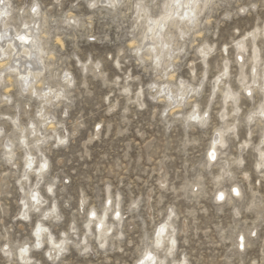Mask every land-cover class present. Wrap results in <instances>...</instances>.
I'll use <instances>...</instances> for the list:
<instances>
[{
	"label": "rangeland",
	"instance_id": "1",
	"mask_svg": "<svg viewBox=\"0 0 264 264\" xmlns=\"http://www.w3.org/2000/svg\"><path fill=\"white\" fill-rule=\"evenodd\" d=\"M0 1L9 29L41 34L35 85L53 90L0 81V264H264V0H212L183 33L169 22L160 61L144 38L170 0ZM249 33L258 58L237 45Z\"/></svg>",
	"mask_w": 264,
	"mask_h": 264
},
{
	"label": "bare ground",
	"instance_id": "2",
	"mask_svg": "<svg viewBox=\"0 0 264 264\" xmlns=\"http://www.w3.org/2000/svg\"><path fill=\"white\" fill-rule=\"evenodd\" d=\"M120 1L121 0H117V3H119ZM108 2L114 8L116 7V4H117L116 0H108ZM211 2H212V0H170V2L167 3L165 13L159 19H153V18L148 19L149 30L146 32V34L144 33L145 34L144 44L146 41H148L150 44V45H148L150 47L149 55L155 57L156 60L160 61L161 60V57H160L161 52H164L165 50H167V51H169V53H171V51H173V49H171L168 42L165 41L166 37L168 39V38H171V35H172L170 33H167V25L169 24V22L172 23V26L174 24V26L183 33L184 31L177 24L178 21H184L183 25L186 26V28L188 25L190 27L197 25L198 20H199V16L204 12L205 9H207V6L210 5ZM143 10L144 9L142 7V8H140L139 12H142ZM10 12H11V9L9 8V5L3 2V4L0 7V59L2 58L3 61H7V63H5L6 65L5 64L4 65L6 67H8V72L5 76L3 74L0 75V81H6L7 78L10 81L11 78L14 75H16L21 80V87H22V90L24 92H28L30 94H33L35 92V94H37V96H38V98H40V100H44L47 103H49L51 101V98L49 97V95L53 94L52 88L49 87L47 89L48 90L47 93L39 94L37 91V87H36L37 83L40 86L44 85L43 84L44 81L43 80L39 81V79H41L43 77V72L45 71L44 70L45 67L44 68L42 66L37 67L35 65L36 66V68H35V66L33 67V65H32L38 61H39V65H40V62H44L45 54H47V53H45L44 48H42V46H41L42 36L39 33H35V30H36L35 27L34 28L26 27V29L24 31L19 32V33L12 30V29H9L8 25H6L5 22H6V20H8L9 15L11 14ZM2 30H4V31H2ZM21 37L23 39H21ZM247 37H250L251 41L254 43L255 51L253 52V54H254L255 58H258L259 48L256 45L257 44L256 43L257 35H255V33H249L247 36L244 37L243 41L239 42L237 45L239 46V48L246 49L247 48V45H246ZM242 51H245V50H242ZM207 54H208L207 52H203L204 57H206ZM263 80H264V76H263ZM64 82L71 84L72 80L65 78ZM261 89H264V84H263V86H261ZM248 90H251V89L248 88L247 91ZM59 91L61 92V90H59ZM167 92L169 93L168 97L170 100L175 101L176 99L179 98L181 102L183 100H185V96L188 94L187 90H184V93L181 92L182 94H180V96L178 94H174L173 91H170V89L167 90ZM263 94H264V91H263ZM60 95L61 94L54 92V98H59ZM231 97L233 99H235V96H231ZM181 102H180V104H181ZM195 108H196V111L191 113V115L188 119H192L193 117H196V119H194V121H198L201 118V116L199 115L200 113L197 112V109L199 108L198 105H195ZM262 112H264L263 107L261 108L260 113H262ZM263 139H264V135H263ZM213 143H212L213 144L212 149L210 150L211 152H210V154L208 153L209 154L208 163H212L213 161H216V157L218 155L217 145L218 144L219 145H225L226 144L224 135L222 133H220L218 135V138H216V140L213 141ZM261 146H263V145L261 144ZM258 151H260V157L263 158L264 155H262V154H264V151L263 150H258ZM12 154H13L12 152L9 153V155H12ZM213 155L215 156V159L212 158ZM42 162H43L42 167L39 166V168H37L35 170L36 173L40 172V174H41V172L44 171L45 165H46V169L48 168L46 160L43 159ZM33 165H34V158L31 156V154H28L26 166L29 167L30 169H32ZM235 190H238V187H236ZM35 192H34V195H36L37 200H39V202H40V198H39L40 196ZM238 192L240 195V191H238ZM221 195H223V197H224V193H220L218 195V198H220ZM234 195H236L235 191H234ZM236 197H238V195H236ZM34 202L37 203L36 200H34ZM37 228L40 230L39 233L38 232L36 233L37 235H40V233H43V231L45 230V228L43 226H39ZM161 229H163V232H161ZM161 229L159 231L160 237L162 240H164V239L168 240V242L171 244L169 250L172 252V250L174 249L175 243H176L175 238H174L173 234L168 231V225L165 224ZM100 234H101V236L105 235V231H104L103 227L101 229ZM106 234H108V233H106ZM242 238H243V240H240V243H242V245H244V237H242ZM240 239H241V237H240ZM167 240H166V242H167ZM147 253L148 252H146V254ZM27 255H28V250L26 249V251H23V253H22V257H23L24 261L27 259V257H28ZM154 257H156V256L155 255L153 256L152 254H147L145 256L143 264H155ZM29 260L30 259H28V261ZM159 262L163 263V261L161 259L159 260ZM182 264H185V262H182Z\"/></svg>",
	"mask_w": 264,
	"mask_h": 264
},
{
	"label": "snow or ice",
	"instance_id": "3",
	"mask_svg": "<svg viewBox=\"0 0 264 264\" xmlns=\"http://www.w3.org/2000/svg\"><path fill=\"white\" fill-rule=\"evenodd\" d=\"M93 6H95V5H93ZM33 11H35V9H33ZM241 11H244V9H241ZM21 39H23V38L21 37ZM248 95H249V96L252 95L251 91L248 92ZM261 114L264 115V112H262ZM193 119H196V117H193ZM262 155H264V154H262ZM212 158L215 159V156L213 155ZM45 167H46V165H45ZM49 191H51V188L49 189ZM233 191L236 192V195H239L238 190H235V189H234ZM32 198H33V200H36L37 203H39V200H37L36 195H33ZM220 198L223 199V195H221ZM91 216H92L93 219H94V218L96 217V212H95V211L91 212ZM100 226H101V227L103 226L102 222H101V225H100ZM39 231H40V230L38 229L37 232L39 233ZM45 231H46V230H45ZM161 232H163V229H161ZM158 235H159V234H158ZM241 240H243V238H241ZM38 241H39V236H38ZM158 243H159V241H158ZM241 246L243 247V245H241ZM36 247H40L39 242H37ZM55 247H56V248H60V245H59V244H58V245H55ZM22 251H26V249H22ZM141 264H143V262H141Z\"/></svg>",
	"mask_w": 264,
	"mask_h": 264
}]
</instances>
